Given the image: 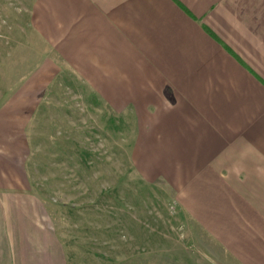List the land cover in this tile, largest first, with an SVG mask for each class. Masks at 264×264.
Wrapping results in <instances>:
<instances>
[{
	"label": "crops",
	"instance_id": "obj_1",
	"mask_svg": "<svg viewBox=\"0 0 264 264\" xmlns=\"http://www.w3.org/2000/svg\"><path fill=\"white\" fill-rule=\"evenodd\" d=\"M30 23L39 71L128 121L138 173L203 237L186 249L264 264V0H34ZM12 186L0 169V264H64L42 203Z\"/></svg>",
	"mask_w": 264,
	"mask_h": 264
},
{
	"label": "rangeland",
	"instance_id": "obj_2",
	"mask_svg": "<svg viewBox=\"0 0 264 264\" xmlns=\"http://www.w3.org/2000/svg\"><path fill=\"white\" fill-rule=\"evenodd\" d=\"M33 2L0 0L2 175L42 203L64 264H201L186 245L203 237L172 190L138 173L128 121L85 101L83 86L39 71Z\"/></svg>",
	"mask_w": 264,
	"mask_h": 264
}]
</instances>
